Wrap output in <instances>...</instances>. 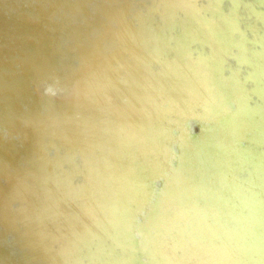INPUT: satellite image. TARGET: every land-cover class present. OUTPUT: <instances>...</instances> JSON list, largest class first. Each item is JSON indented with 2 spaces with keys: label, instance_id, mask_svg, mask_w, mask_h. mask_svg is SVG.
I'll return each instance as SVG.
<instances>
[{
  "label": "water",
  "instance_id": "95a60500",
  "mask_svg": "<svg viewBox=\"0 0 264 264\" xmlns=\"http://www.w3.org/2000/svg\"><path fill=\"white\" fill-rule=\"evenodd\" d=\"M0 264H264V0H0Z\"/></svg>",
  "mask_w": 264,
  "mask_h": 264
},
{
  "label": "clouds",
  "instance_id": "9594fccd",
  "mask_svg": "<svg viewBox=\"0 0 264 264\" xmlns=\"http://www.w3.org/2000/svg\"><path fill=\"white\" fill-rule=\"evenodd\" d=\"M48 92H49V93H51V92H52V89H51V88H49V89H48Z\"/></svg>",
  "mask_w": 264,
  "mask_h": 264
}]
</instances>
